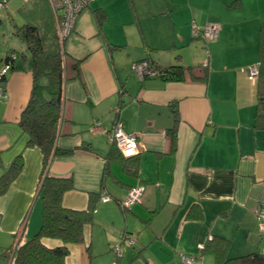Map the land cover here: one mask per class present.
<instances>
[{"label":"crops","instance_id":"0c3cea01","mask_svg":"<svg viewBox=\"0 0 264 264\" xmlns=\"http://www.w3.org/2000/svg\"><path fill=\"white\" fill-rule=\"evenodd\" d=\"M232 1L93 0L78 15L64 42L67 79L57 145L80 148L54 157L48 173L71 177L73 187L62 197L66 209L91 203L93 214L84 241L67 244L65 264H92L103 253L110 264H181L177 251L212 264L213 256L201 249L213 235L231 240L230 257L264 249L257 216L264 207V130L253 128L255 81L241 72L259 62L264 0H240L239 8H230ZM209 23L220 25L216 39L193 34V25ZM2 48L0 67L9 50L19 57L0 98V177L19 153L23 161L0 194V248L8 264V248L41 225L42 154L25 147L27 134L18 125L32 84L30 54L20 53L23 42L11 38ZM144 59L159 68L182 66V78L140 80L133 65ZM171 103L179 118L174 150ZM116 120L136 136L138 175L119 158L104 170L111 144L106 133L89 127L100 122L108 130ZM137 185L143 187L140 200L123 210L120 202ZM151 247L152 256L146 253Z\"/></svg>","mask_w":264,"mask_h":264},{"label":"trees","instance_id":"16d2710c","mask_svg":"<svg viewBox=\"0 0 264 264\" xmlns=\"http://www.w3.org/2000/svg\"><path fill=\"white\" fill-rule=\"evenodd\" d=\"M240 4V0H234L228 4V7L239 8ZM18 12L22 17V23L19 25L14 23L13 33L23 42L30 54L32 74L29 97L20 111L18 125L27 134L25 147H37L42 154V167L38 183L42 221L36 234L15 247L13 260L14 264H65V258L69 253L67 244L84 241V226L91 222L93 214L91 203L82 210L66 209L62 204V197L66 191L72 189V179L48 173V166L54 157L70 155L80 148H64L57 145L64 84L67 79L64 51L66 39L61 41L59 39L57 19L47 0H32L30 8L22 6ZM94 12L97 20L102 22L105 18L103 14L98 10ZM9 53L15 54L16 58L9 60ZM18 57L19 55L14 50H9L5 54L3 64L10 62L8 73L14 68ZM144 60L159 70L157 75L159 77L171 80L182 78V66L159 68L151 60ZM258 64L259 74L255 80L256 107L253 128L264 130V23L261 24L259 30ZM75 66L77 67V63ZM7 74L0 79L2 85L7 79ZM170 108L173 114V124L169 128L168 134L171 139V150H174L175 131L179 118L176 103H171ZM116 122L118 120L114 124ZM110 144V150L105 156L104 170H108L112 158H119L127 172L138 175L137 158L135 156L124 157L116 150L115 144L111 142ZM22 163V153H19L0 177V194L17 176L22 168ZM191 208L194 209V207ZM198 210L200 213L201 209L198 208ZM42 238L58 240L60 244L47 246L43 243ZM230 242L231 240L228 238L213 235L203 245L202 254L212 255L214 258L212 264H264V251H262L264 249L234 257L228 256ZM14 244L8 249L14 247ZM87 251H90L89 245Z\"/></svg>","mask_w":264,"mask_h":264},{"label":"built area","instance_id":"2783aa9c","mask_svg":"<svg viewBox=\"0 0 264 264\" xmlns=\"http://www.w3.org/2000/svg\"><path fill=\"white\" fill-rule=\"evenodd\" d=\"M51 3L52 11L57 19L58 36L60 41L66 39L71 33L74 23L78 14L86 8L93 0H48ZM3 2L0 1V8ZM220 30L218 23H209L203 27H197L193 25V34L202 36L206 41H213L217 38ZM15 54L9 53V60H14ZM10 69V62L4 63L0 67V79L6 75ZM134 74L141 80L145 77L157 76L159 70L153 67L147 60H141L133 65ZM241 72L244 73L250 80L255 81L259 74V64H253L241 68ZM6 97V90L4 84L0 82V98ZM89 131L93 134L99 132L106 133L108 141L115 144L120 153L128 158L136 156L138 153V142L136 136L131 133H127L121 122H116L110 129L104 128L100 122H96L89 127ZM143 192L141 185L132 186L129 189L127 197L120 202L122 208L129 209L134 203L140 200ZM103 201L109 200V197L104 195L101 197ZM259 228L264 233V207H260L257 212ZM22 241L18 240L10 249L8 253V264H14L13 254L14 249ZM264 251V250H262ZM116 253L120 254L121 250L117 246ZM179 260L181 264H203L200 256L189 255L183 252H179ZM112 264H117L115 261Z\"/></svg>","mask_w":264,"mask_h":264},{"label":"rangeland","instance_id":"374dc122","mask_svg":"<svg viewBox=\"0 0 264 264\" xmlns=\"http://www.w3.org/2000/svg\"><path fill=\"white\" fill-rule=\"evenodd\" d=\"M0 1L3 2V5L0 8V56H1V51H3L2 47L8 38H11L12 42H14L15 40H19V42L21 41L16 35H14L12 29H14V23L18 25L22 23V17L20 16L18 9L22 6L30 8L32 0H0ZM48 4H49L50 9L52 10L51 3L49 1H48ZM20 53H23L24 55L29 56V53L26 48L23 49V52L21 51ZM3 251H6V250L3 248H0V259H2L1 264H6L5 257L1 254V252ZM146 253L152 256L154 254L153 248L151 247L148 250H146ZM176 254L179 255V251H177ZM108 255L109 253H103V254L98 255L97 257L93 258L94 261L92 262V264H110L109 259L108 258L106 259V256ZM135 261L136 262H133V264H144L143 261L141 260L140 261L135 260ZM118 264H125V263L118 262Z\"/></svg>","mask_w":264,"mask_h":264}]
</instances>
